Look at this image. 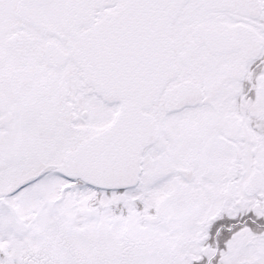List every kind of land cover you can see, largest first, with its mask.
<instances>
[{
  "label": "snow or ice",
  "instance_id": "obj_1",
  "mask_svg": "<svg viewBox=\"0 0 264 264\" xmlns=\"http://www.w3.org/2000/svg\"><path fill=\"white\" fill-rule=\"evenodd\" d=\"M0 264H264V0H0Z\"/></svg>",
  "mask_w": 264,
  "mask_h": 264
}]
</instances>
